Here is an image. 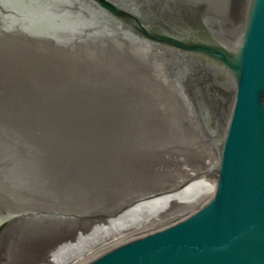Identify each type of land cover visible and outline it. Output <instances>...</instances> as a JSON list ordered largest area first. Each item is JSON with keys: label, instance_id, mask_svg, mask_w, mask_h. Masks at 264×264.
<instances>
[{"label": "water", "instance_id": "obj_1", "mask_svg": "<svg viewBox=\"0 0 264 264\" xmlns=\"http://www.w3.org/2000/svg\"><path fill=\"white\" fill-rule=\"evenodd\" d=\"M0 264H264V0H0Z\"/></svg>", "mask_w": 264, "mask_h": 264}]
</instances>
